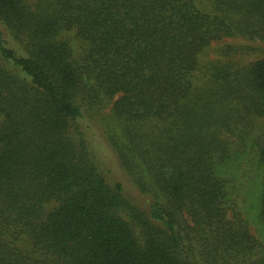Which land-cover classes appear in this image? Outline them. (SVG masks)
Masks as SVG:
<instances>
[{"label": "trees", "instance_id": "16d2710c", "mask_svg": "<svg viewBox=\"0 0 264 264\" xmlns=\"http://www.w3.org/2000/svg\"><path fill=\"white\" fill-rule=\"evenodd\" d=\"M0 26V264H264V0H0ZM226 39L259 45L201 61ZM107 106L146 211L90 150ZM249 156L257 236L227 176Z\"/></svg>", "mask_w": 264, "mask_h": 264}, {"label": "rangeland", "instance_id": "374dc122", "mask_svg": "<svg viewBox=\"0 0 264 264\" xmlns=\"http://www.w3.org/2000/svg\"><path fill=\"white\" fill-rule=\"evenodd\" d=\"M32 3L34 0H28ZM0 32L2 34V39L6 40L8 45L16 50V45L8 37L7 33L0 26ZM63 38L68 41L73 48H77L80 44L78 39L74 37L72 32L63 34ZM231 45L237 46H250L259 45L252 44L242 39H226L221 42L212 43L206 53L201 57V61H223V56L219 52V49ZM264 50V48H261ZM263 56L261 52L255 53H245L240 54L236 57L231 58L233 61L238 62L241 65H245L261 59ZM96 123L94 122L93 135L94 139L91 141L88 137L90 150L92 152L93 158L95 159L97 165L103 169L106 174L107 179L111 184L119 183L122 186L124 196L136 207L142 211H146L150 203H152V195L142 194L138 191L136 186L132 183L130 178L123 172L111 152L108 142L105 139L104 130L100 126L103 122H108L111 126V132L114 128L115 122L111 117L110 108L107 106L94 114ZM257 129L260 124L257 123L255 126ZM111 134V133H110ZM234 147V146H233ZM110 148V149H109ZM235 148V147H234ZM253 158L249 156L250 162L244 164V160L240 161L241 167L236 170L235 165H231L227 171V176L232 178V187L230 188V198L235 202L240 211H242L244 218L247 220L250 231L254 236L259 235L260 230L259 223L257 219L258 212V195H259V172L255 169V163ZM230 185V184H229Z\"/></svg>", "mask_w": 264, "mask_h": 264}]
</instances>
